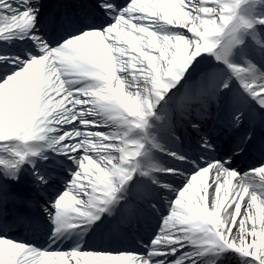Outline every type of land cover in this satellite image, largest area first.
Listing matches in <instances>:
<instances>
[{
	"label": "snow or ice",
	"instance_id": "6c2138e0",
	"mask_svg": "<svg viewBox=\"0 0 264 264\" xmlns=\"http://www.w3.org/2000/svg\"><path fill=\"white\" fill-rule=\"evenodd\" d=\"M251 2L243 0L244 4ZM40 3L41 0H0V41L31 39L40 53L27 58L0 55V141L15 139L26 144L23 151L14 153L16 161L11 165L0 161V165L15 169L17 174L10 178L19 179L20 167L46 148L74 160L77 170L52 204L54 215L49 213L55 224V238L93 224L121 199L120 193L140 170L137 158L146 154L147 130L155 109L202 54L214 55L217 62L229 69L231 78L220 84L215 75L207 76L194 99H216L220 92L230 89L231 79H235L243 92L264 109V73L251 61H246L247 68L233 62L234 47L242 43L238 36L234 46L225 43L237 21L240 32L254 28L250 21L239 17V0H222L212 5L207 0H129L126 5L96 0V7L109 23L99 27L86 24L55 47L39 34ZM258 3L264 7V0ZM202 14L208 15L205 18ZM256 22L264 25V17ZM157 24L183 28L193 35L161 34L154 30ZM90 116L103 117V123L111 122L118 131L104 135L69 131L65 127L75 126L78 121L87 128L98 127L88 119ZM243 117L240 107L229 124L238 127ZM192 128L199 131L200 124L193 123ZM136 131L145 134L144 142L131 139ZM251 139L249 134L247 140ZM150 140L152 146L166 151ZM201 147L215 151L207 136L202 137ZM167 155L187 161L179 153ZM230 164V159L213 161L188 178L153 241V258L175 256L178 250L194 246L195 252L168 264H195V257L227 251L264 264V207L257 203L260 199L264 204V187L258 194L253 186L256 177L250 175L258 172L264 186V165L241 175L230 169ZM159 171L179 174L176 169ZM210 171L211 197L207 180ZM150 172L149 169L142 174ZM36 175L40 184L47 183L45 177ZM237 176L241 178L233 189L232 181ZM233 227L237 231L230 239ZM81 262L155 264L154 259L145 260L134 253L41 250L0 236V264Z\"/></svg>",
	"mask_w": 264,
	"mask_h": 264
},
{
	"label": "bare ground",
	"instance_id": "6f19581e",
	"mask_svg": "<svg viewBox=\"0 0 264 264\" xmlns=\"http://www.w3.org/2000/svg\"><path fill=\"white\" fill-rule=\"evenodd\" d=\"M201 2H203V1H201ZM39 8H41L40 5H39ZM185 10H187V9L185 8ZM101 15L105 19H108V17L105 16L102 12H101ZM202 15L206 18L208 14H202ZM239 17L245 18L246 20L250 21L254 25V28L251 31L245 29V30H242L240 32V21H237L236 24L233 26V28L237 29L240 32V39L242 41L241 44L235 46V49L237 52L236 54H238L236 59L238 61L242 62V64H244L245 68H247V66H248L246 61H251V63L253 65H255V67L257 69H259V71L261 73H264V63L262 62V60L264 59V25H260L256 22L259 18L264 17V7H261L259 5L258 0H254L251 3H247L246 5H244L240 9ZM189 19H190V17H189ZM43 23H44L43 21H39V24H38V28H40L41 31L45 34V35L44 34H41V35L46 40L51 42L52 46H54V47L57 46L58 44H53L52 41L49 39L50 35L46 31V29L43 27ZM79 23H81V24H79ZM79 23L77 24L76 30H78L79 28H81V27L85 26V24H87V22H83V21H81ZM217 23H220V22L218 21ZM171 27H173V26H168V25H164V24H157L154 26V30L158 31L161 34H177V33H175V31L179 30V29H175V28H171ZM185 34H187V32ZM188 35L191 36V33L190 34L188 33ZM236 37L237 36L235 35V32H232L231 36L228 39H226L225 43L230 47L234 46V41H235ZM25 51L26 50H24L23 47H21L19 50V52H21L22 58H25V56L29 57V54H28L29 52L27 51V53H26ZM207 55L208 54H202L196 60V62H194V64L190 67V69L188 70V72L186 73L184 78L176 85L175 88H173L172 90L169 91V93L167 94V96L169 98H171V97H174V99L178 98L181 93L182 94L186 93V91H185L186 89L187 90L191 89V91H188L189 92L188 93L189 98L196 97V92L199 90L196 89V87H194L195 83L196 84L198 83L201 85L203 82H205V78L207 76L211 75L208 70H205L202 67L201 68L197 67L198 60L200 59V61H201ZM237 60H235L233 58V62L235 64H237V62H238ZM215 62L219 63V62H217V60ZM219 64H222V63H219ZM228 74H230V73H228ZM228 74H227V72H226V74H224V72H218L217 71V72L213 73L212 75H215L217 80H218V83L222 84L224 81L231 78V76L229 77ZM232 86H233V90L231 91L232 94L238 95L236 90L238 89V87H240V85L235 79H231V87ZM125 94L126 95L128 94L127 88L125 89ZM182 96H184V95H181V98H182ZM182 103L186 104V106H185V109H186L188 104L185 102V100H183ZM88 119L90 121L97 122L99 124V126H105L106 128L113 129L114 133L118 131L117 127L114 124H112L111 122L103 123V120H104L103 117L90 116V117H88ZM75 126H80V123L77 122ZM75 126L66 125L65 127L68 129V128H73ZM95 129H96V127L86 128L85 131L86 132L87 131H93ZM68 130L73 131L71 129H68ZM139 138L140 137H139L137 132H133L131 134V139L139 140ZM28 143H32V141H28ZM259 144H260L259 145L260 148H264V143H259ZM0 149L6 150V153L8 154V156H10L9 158H11L14 155V153L16 151H18L17 149H15V148L12 149L11 147L9 148L6 145H0ZM138 158H140V157H138ZM15 160H17L16 156H15ZM34 160H35V158H29L31 166L36 164V161H34ZM144 160L145 161L147 160V156L144 158ZM139 162H140V160H139ZM149 165H150V162H149ZM240 178L239 177L233 178V181H232L233 189L236 187L237 181L240 180ZM152 179H153V177H152ZM177 181L180 182L181 180H177ZM132 183H134L133 179H132V181L129 182V184H132ZM211 183H212V179H211ZM186 185L187 184H184L182 189ZM253 186L256 187L258 194L261 191L262 187H264L262 185H258V182L256 179L253 181ZM179 191L180 190H177L175 187L171 188V191L167 195H165L164 200L161 201L160 212H158L155 215V221L158 223L160 230H162L163 221L166 218L163 216V210L167 211L170 215L171 205L175 201V200H171V199H173L174 195H176V198H177ZM222 192H223V190H222ZM211 194H212V192H211V185H210L209 197H211ZM230 199H231V197H230ZM247 201H248V197L246 196L245 202H247ZM257 203L261 204V207H264V204L261 203L260 199L257 200ZM225 208H227V205H225ZM47 209H48V212H51L53 208L51 206H48ZM253 210L256 211L255 208ZM242 212H243V207H242ZM224 218H225V211H224V209H222L221 210V220L223 221ZM239 219L237 222H239ZM249 224H251V222H249ZM257 226H259L258 225V217H257ZM100 229L101 228H100L99 223L95 222L92 231H90L86 228H78V229L74 230L72 237H71V247L73 246L76 249L83 250L87 247H91V245L93 246L94 239L102 237V233H101ZM236 231H237V229L235 227H233L232 233L229 237L230 239L232 238V236H235ZM88 238H89V241L87 242L86 246L83 245L84 241L87 240ZM79 240H83L81 244H80ZM60 246H62L61 242L56 247H54L53 250L58 251ZM98 246H100V245L98 244ZM38 249L44 250L42 248H38ZM143 253H144L147 260H153L154 259L155 264H160L161 261H164L165 264H168V262L170 260H172V261L183 260L185 258V256L189 253V248L186 247L182 250H178L176 252L175 256H167V257L157 256V257L153 258V256H152L153 251L143 250ZM213 257H214L213 253H208L206 255L207 260H209L210 258L212 259ZM231 261L236 262L238 264H254L251 261H248V260H245L242 258H238V257H234V256L231 257ZM81 264H83V262H81ZM218 264H226V262H225V260H222Z\"/></svg>",
	"mask_w": 264,
	"mask_h": 264
},
{
	"label": "rangeland",
	"instance_id": "374dc122",
	"mask_svg": "<svg viewBox=\"0 0 264 264\" xmlns=\"http://www.w3.org/2000/svg\"><path fill=\"white\" fill-rule=\"evenodd\" d=\"M201 1H203L204 2V0H201ZM230 2H231V0H230ZM207 3L209 4V5H212V4H215V3H222V0H207ZM239 3H240V7L238 8V12H239V10H240V8L241 7H243V5H244V3H243V0H239ZM171 28H173V27H171ZM175 29H179V30H176L175 31V33H177V34H183V35H188V33L187 34H185L186 33V29H183V28H179V27H175ZM190 34V33H189ZM188 36H190V35H188ZM191 36H192V34H191ZM33 45V44H32ZM37 49H39L38 47H37ZM202 64H210V63H212V56L209 54L206 58H205V60L204 61H202L201 62ZM217 69H219V68H217ZM165 103H166V101H165ZM155 112H157V108L155 109ZM112 131V130H111ZM94 132H100L101 134H104V135H108V134H110L109 132H110V129H105V127H100V128H98V130H96V131H94ZM63 156V155H62ZM61 156V157H62ZM65 156H63V158H64ZM74 162V161H73ZM64 251H69V250H64Z\"/></svg>",
	"mask_w": 264,
	"mask_h": 264
}]
</instances>
